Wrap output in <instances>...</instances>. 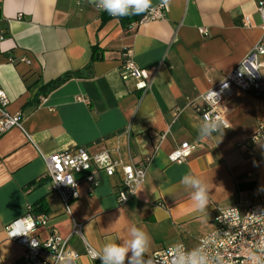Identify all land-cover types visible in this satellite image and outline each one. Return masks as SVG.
I'll return each mask as SVG.
<instances>
[{
  "label": "crops",
  "instance_id": "crops-1",
  "mask_svg": "<svg viewBox=\"0 0 264 264\" xmlns=\"http://www.w3.org/2000/svg\"><path fill=\"white\" fill-rule=\"evenodd\" d=\"M258 1L264 0H151V7L165 4L164 18L133 23L126 32L117 19L101 23L103 10L89 0H0V90L7 112L22 116L21 128L0 133V264H31L4 229L39 203L48 222L33 232L37 240L55 230L78 254L66 264H101L86 256V245L101 252L106 243L130 239L136 226L150 237L144 259L177 243L190 251L214 229L219 208L243 211L246 202L264 201V145L251 139L264 122V68L257 91H235L223 134L202 137L196 111L202 94L264 44ZM93 48L100 60L89 66ZM127 50L152 76L144 95L120 77ZM71 73L80 75L37 95L39 86ZM182 143L193 147L191 155L170 163ZM71 147L90 153L119 147L123 157L129 150L134 161L149 158L143 185L120 205V174L104 178L92 194L81 183L65 212L47 187L42 156ZM190 173L209 190L205 212L181 183ZM41 178L42 185L26 187ZM73 224L80 236L71 235Z\"/></svg>",
  "mask_w": 264,
  "mask_h": 264
},
{
  "label": "built area",
  "instance_id": "built-area-1",
  "mask_svg": "<svg viewBox=\"0 0 264 264\" xmlns=\"http://www.w3.org/2000/svg\"><path fill=\"white\" fill-rule=\"evenodd\" d=\"M79 2L81 0H75ZM166 12L165 4L151 7L137 22L138 24L162 20ZM256 12L260 18V28L264 31V1H258ZM245 20V26L248 25ZM204 34V30H200ZM264 44L256 43L243 60L216 85L212 86L199 97L202 106L197 108L201 124L205 117L220 124L221 130L229 128L227 122L228 103L235 91L248 93L257 91L261 86V79L257 75L264 68ZM120 77L124 82H134V89L144 95L151 87L152 76L145 69L138 68L131 59V50L123 55ZM8 100L0 90V133L12 128H21L22 116L19 112L9 114L6 110ZM217 133V132H213ZM164 136H161L163 138ZM254 142L264 145V122L257 123L251 136ZM193 147L182 143L169 155L170 163L184 162L192 153ZM123 157L119 147L101 149L90 153L83 147H71L56 152L42 159L45 162L46 184L50 192L55 193L65 212H68L71 202L79 197L78 186L86 185V192H92L100 186L104 178L120 174V189L117 201L120 205L133 197L143 185L147 173L149 158L134 161L127 150ZM48 222L46 213L34 212V208L27 207L25 215L7 225L4 229L6 237L23 248L22 259L31 264H66L75 260L78 254L69 245V238L60 236L52 230L44 241L37 240L33 232ZM71 235L80 236V226L73 224ZM264 241V201L257 203L246 202L243 211L238 206L222 207L218 209L214 229L199 239L195 249L207 254L210 264H252L249 257L258 253V247ZM35 242V246L33 245ZM177 253L189 252L183 244L177 243L167 246L144 259L145 264H173V257L169 251ZM92 248L86 245L85 254L90 259ZM192 251V250H190ZM42 256L48 259L43 260ZM99 259V258H97Z\"/></svg>",
  "mask_w": 264,
  "mask_h": 264
},
{
  "label": "clouds",
  "instance_id": "clouds-1",
  "mask_svg": "<svg viewBox=\"0 0 264 264\" xmlns=\"http://www.w3.org/2000/svg\"><path fill=\"white\" fill-rule=\"evenodd\" d=\"M89 2L98 10L106 11L109 15L117 17L141 15L151 8V0H89ZM168 2L169 0H165V4ZM213 132L223 134L218 122L205 117V122L200 128L201 136L209 137ZM181 183L194 190L191 193L193 205L197 210L205 212L210 199L205 181L190 173L183 177ZM129 232L130 239L123 243H106L101 252L93 250L91 252L93 259L99 258L101 264H125L126 259L128 264H145L144 253L150 245V237L144 230L136 226L131 227ZM35 244L33 242L34 246ZM129 252L132 253L130 257ZM169 253L173 257V264H210L208 255L199 249L181 253L170 250ZM258 253H253L249 257L252 264H264V241L258 247Z\"/></svg>",
  "mask_w": 264,
  "mask_h": 264
},
{
  "label": "trees",
  "instance_id": "trees-1",
  "mask_svg": "<svg viewBox=\"0 0 264 264\" xmlns=\"http://www.w3.org/2000/svg\"><path fill=\"white\" fill-rule=\"evenodd\" d=\"M146 12H144L141 15H132V16H122V17H117V16H111L109 15L106 11H102L100 13V19H101V23H105L110 19H117L120 26L127 32L131 29V25L133 23H137L139 22V20L145 15ZM5 34H3L4 36ZM100 60V56L96 53V48L92 49V55L90 58V63L89 66L95 62ZM80 74L78 73H71V74H66L52 82H49L45 85H41L39 86L38 89V93L37 95L40 96H45L48 93L52 92L53 90L57 89L59 86H61L63 83H65L66 81H68L72 76H79ZM43 184V179H37L34 180L33 182L29 183L26 187L27 188H33V187H37L39 185ZM34 212H45L44 206L41 205L40 203L38 205H35L34 207Z\"/></svg>",
  "mask_w": 264,
  "mask_h": 264
}]
</instances>
